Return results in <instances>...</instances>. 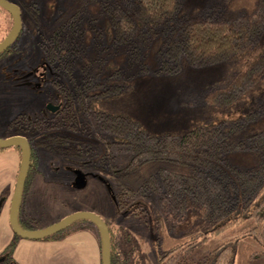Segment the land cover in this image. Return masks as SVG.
<instances>
[{
  "label": "trees",
  "instance_id": "obj_1",
  "mask_svg": "<svg viewBox=\"0 0 264 264\" xmlns=\"http://www.w3.org/2000/svg\"><path fill=\"white\" fill-rule=\"evenodd\" d=\"M9 1L21 8L22 31L41 27L37 3ZM90 1L64 0L55 27L42 36L45 62L58 91L56 95L50 93V102L59 110H47L36 117L21 113L11 120L5 137L27 138L32 150L31 173L38 165L37 150L44 149L106 175L120 210L148 200L157 212L154 255L159 264L264 261V127L253 134L248 132L258 111L211 120L180 135L149 133L128 114L107 111L105 103L133 87L130 77L121 71L100 79L104 61L97 58L95 46L89 54L78 57L80 18ZM105 6L112 44L126 51L150 44L159 56L158 73L176 74L187 65L205 67L225 62L223 79L202 94L207 106L233 107L264 80V43L260 42L264 36V0H224L223 5L207 10L183 8L181 0H106ZM12 26L13 19L10 29ZM5 38H0V43ZM81 39L93 43L90 34ZM17 40L0 58L18 51ZM77 70L82 71L79 82ZM86 113L95 115L105 133L92 135L89 122L83 121L88 118ZM13 148L21 154L19 147ZM241 149L253 155L252 167L240 168L225 159L226 154ZM190 210H196L200 220L189 232L173 237V223ZM107 225L111 262L124 264L122 241ZM75 226L76 230L92 228L102 253L99 230L90 221H78L42 241L63 239L75 231ZM242 228L240 237L204 252L211 238ZM16 246V240L8 245L0 264H15Z\"/></svg>",
  "mask_w": 264,
  "mask_h": 264
},
{
  "label": "rangeland",
  "instance_id": "obj_2",
  "mask_svg": "<svg viewBox=\"0 0 264 264\" xmlns=\"http://www.w3.org/2000/svg\"><path fill=\"white\" fill-rule=\"evenodd\" d=\"M23 1L38 4L42 25L37 31L23 30L16 44L18 51L0 58V139L5 138L9 123L19 114L24 112L30 117H36L47 110L50 111L49 106L52 104L50 93L52 95L58 93L52 84L53 78L45 62L41 40L43 34L55 27L64 0ZM181 1L183 8L187 9L207 10L224 4V0ZM105 3L106 0H92L88 3L80 18L82 26L77 45L81 52L78 57H83L87 52L89 54L90 50L96 47L97 58L104 61L100 79L105 80L109 75L120 71L130 77L132 91L105 103L103 107L107 111L128 114L147 132L153 134H184L211 120L234 119L252 109H256L258 115L248 132L253 134L264 127V80L233 107L207 106L202 94L207 87L223 79L226 63L205 67L187 65L176 74L158 73L156 70L159 68V56L150 44H140L139 49L131 51L112 44L108 34L109 15ZM0 12L2 39L11 30L12 18L2 9ZM85 34L92 35L93 43H86L81 39ZM260 42L264 43V36ZM77 63L81 62L77 60ZM145 68L148 70L142 71ZM81 76L82 71L77 70V82ZM86 116L87 120L83 121L89 122L93 136L96 133H105L95 115L86 113ZM36 153L37 167L41 174L34 175V178L49 188L42 199L46 208L40 210L41 215L59 217L72 209L91 210L109 224L114 229L115 237L122 241L125 251L124 264H159L154 255L158 229L157 212L148 200L143 199L126 210H120L112 195L110 179L96 168L82 169L70 158L58 157L44 149H38ZM225 159L240 168H249L255 163L253 155L247 149L230 152L225 155ZM76 169H79L77 175L82 171L92 174L84 175L83 185V180L79 183L74 181ZM85 178L89 180L87 184ZM199 220L200 215L196 210L187 211L182 218L173 223L170 233L173 237L182 236ZM77 228L78 226L75 227ZM242 231L243 228L234 233L227 232L211 238L204 252L240 237ZM258 264H264V261Z\"/></svg>",
  "mask_w": 264,
  "mask_h": 264
},
{
  "label": "crops",
  "instance_id": "obj_3",
  "mask_svg": "<svg viewBox=\"0 0 264 264\" xmlns=\"http://www.w3.org/2000/svg\"><path fill=\"white\" fill-rule=\"evenodd\" d=\"M2 11L9 14L5 10ZM20 163L21 157L16 149L0 151V256L8 245L16 240L17 246L13 253L15 264H102L101 244L92 228L75 229L60 240L32 241L19 237L17 239L10 223V210ZM40 174L41 170L35 168L21 202L19 220L25 229H29L30 226L36 227L32 230L45 229L75 212H92L86 209H72L70 214H62L59 217L41 215L40 210L46 208L42 199L49 188L34 178V175ZM88 181V178H85L86 184Z\"/></svg>",
  "mask_w": 264,
  "mask_h": 264
},
{
  "label": "water",
  "instance_id": "obj_4",
  "mask_svg": "<svg viewBox=\"0 0 264 264\" xmlns=\"http://www.w3.org/2000/svg\"><path fill=\"white\" fill-rule=\"evenodd\" d=\"M0 7L7 11L13 19L11 31L0 43L1 55L11 48V46L20 37L23 28V21L21 8L17 4L12 3L9 0H0ZM58 109L59 107L53 104L49 106V110L53 113L58 111ZM13 147H19L21 150V164L10 210V223L16 236L26 240L39 241L65 231L69 226L78 221H90L98 228L101 236L102 264H112L110 230L107 223L96 213L89 211L75 212L65 217L58 223L45 229L26 230L22 227L19 221L20 205L23 199L25 185L31 167L32 153L29 141L23 136H12L9 138L0 139V149L5 150ZM83 179V173L79 172L77 182L79 183ZM83 183L84 180L82 181V185Z\"/></svg>",
  "mask_w": 264,
  "mask_h": 264
},
{
  "label": "flooded vegetation",
  "instance_id": "obj_5",
  "mask_svg": "<svg viewBox=\"0 0 264 264\" xmlns=\"http://www.w3.org/2000/svg\"><path fill=\"white\" fill-rule=\"evenodd\" d=\"M59 110V109H58ZM51 112V111H50ZM24 137V136H23ZM6 138V137H5ZM27 139V138H26ZM1 151V150H0ZM31 153H32V150H31ZM20 154V153H19ZM20 157H21V154H20ZM21 164V163H20ZM31 165H32V157H31ZM37 168V167H36ZM20 169V168H19ZM83 169V168H82ZM85 169V168H84ZM30 171H31V167H30ZM29 171V174H28V178H27V182H26V185H25V189H26V186H27V184H28V182H29V178H30V174H32L34 171H32V173ZM79 171V169H76V170H74V181H77V178H78V175H77V172ZM81 171V170H80ZM81 173H83V175H92L90 172H81ZM19 174V173H18ZM18 178V177H17ZM24 192H25V190H24ZM24 196V195H23ZM20 207H21V205H20ZM20 215V214H19ZM20 221V220H19ZM21 224V223H20ZM23 227V226H22ZM24 228V227H23ZM26 230H28V229H26Z\"/></svg>",
  "mask_w": 264,
  "mask_h": 264
}]
</instances>
